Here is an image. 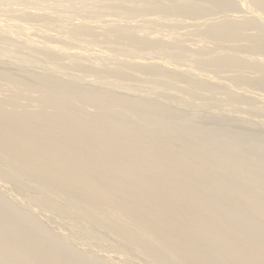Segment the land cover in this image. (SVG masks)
<instances>
[{
  "label": "rangeland",
  "instance_id": "obj_1",
  "mask_svg": "<svg viewBox=\"0 0 264 264\" xmlns=\"http://www.w3.org/2000/svg\"><path fill=\"white\" fill-rule=\"evenodd\" d=\"M260 223L264 0H0V264H264Z\"/></svg>",
  "mask_w": 264,
  "mask_h": 264
},
{
  "label": "bare ground",
  "instance_id": "obj_2",
  "mask_svg": "<svg viewBox=\"0 0 264 264\" xmlns=\"http://www.w3.org/2000/svg\"><path fill=\"white\" fill-rule=\"evenodd\" d=\"M91 102V101H90ZM89 102V103H90ZM93 103H95L94 101H93ZM93 103H91V104H93ZM122 104V103H121ZM123 105H125V104H123ZM125 106H128V105H125ZM94 113V112H93ZM93 115V114H92ZM94 115H97V114H94ZM99 115V114H98ZM241 220V219H240ZM256 221H252V222H250V230H249V232H250V234H252L253 232H256L255 231V229H254V223H255ZM261 224V227L260 228H263L264 227V224H262V223H260ZM251 226H252V228H251ZM248 264V263H247Z\"/></svg>",
  "mask_w": 264,
  "mask_h": 264
}]
</instances>
